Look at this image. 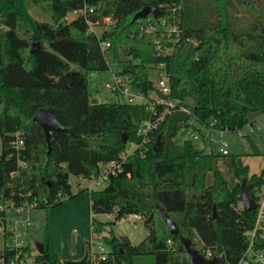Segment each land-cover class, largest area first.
Instances as JSON below:
<instances>
[{
  "label": "trees",
  "instance_id": "obj_1",
  "mask_svg": "<svg viewBox=\"0 0 264 264\" xmlns=\"http://www.w3.org/2000/svg\"><path fill=\"white\" fill-rule=\"evenodd\" d=\"M28 2L50 20L33 17ZM83 5L93 7L89 20L110 16L116 19L114 26L98 38L83 17L61 22L67 11ZM147 5L157 6L168 21L174 15L179 19L182 33L169 54L157 55L152 37L139 33V20H133V14ZM147 17L155 21L151 14ZM100 40L109 46L101 50ZM32 41L37 44L30 51ZM157 62H164L169 71L170 95L191 99L199 119L220 118L230 129L256 125L258 120L248 115L262 110L239 84L249 80L264 93V0H0V201L31 192L47 198L37 207L46 211L88 195L94 214L113 213L115 220L140 214L146 237L136 245H123L118 236L103 235L114 255L103 264H131V256L146 253L154 255L155 264H193L179 234L209 249L217 264H241L250 242L246 231L256 215L238 205L241 181L246 179L253 200L264 182V168L249 175L242 157L264 155V129L247 137L246 150L221 156L189 139L178 144L175 135L187 115L174 112L150 132L145 148H135L121 170L109 175L103 188L72 191L70 175L89 179L98 175L100 162L119 157L126 148L123 132L129 142H140L138 126L147 116L141 105L91 101L87 74L110 70L146 93L152 88L150 67ZM201 73L209 83L195 82ZM44 106L72 131L51 132L50 150L32 118ZM16 131L24 139L18 151L11 144ZM220 159L233 170L234 184L220 170ZM156 204L178 225V235L169 231ZM33 220L37 226L30 225L26 237L29 244H41L36 259L56 264L62 257L53 247L47 212L33 215ZM38 226L40 237L32 242ZM90 226L100 234L104 223L93 220ZM253 248L264 250L259 232ZM4 257L6 261L8 254Z\"/></svg>",
  "mask_w": 264,
  "mask_h": 264
},
{
  "label": "built area",
  "instance_id": "obj_2",
  "mask_svg": "<svg viewBox=\"0 0 264 264\" xmlns=\"http://www.w3.org/2000/svg\"><path fill=\"white\" fill-rule=\"evenodd\" d=\"M92 11L93 7L83 5L80 8L67 11L61 18V22L68 23L76 18L83 17L88 25V30L91 32H94L92 27L99 23L105 25L104 31L110 30L114 26L116 19L110 16H105L95 22L89 20L87 16ZM142 19L144 18L137 19L139 20V33L152 37L154 50H156L157 55L169 54L172 51L173 44L179 40L182 33L178 26L179 19L175 15L171 21L163 18L162 15L159 18L154 17L156 22L151 17H147L145 21H140ZM96 36L100 38L101 35L96 34ZM99 44L101 50L109 46L108 42L102 40L99 41ZM151 71L154 72V75L150 74ZM95 72L91 71L88 75L93 76ZM148 78L152 88L146 93L130 87L115 75H113L112 83H106V87L110 89L114 96L120 99L118 102L143 106L147 116L142 119L138 126L137 133L141 136V140L138 143L133 142L131 151L126 153L123 151L118 155V158L100 162L98 164V175L89 179L82 178L89 184L83 186L80 184L79 189L87 188L93 190L96 188L92 184L96 186L105 185L109 175L116 174L117 171L121 170L122 162L133 153L135 148L141 146L145 148V145L151 139L149 136L150 132L157 129L165 117L174 112H181L187 115V121L179 127L175 139L181 143L185 139L193 141L194 144L199 142L201 144L199 148L205 152L215 150L221 156L238 153L240 149L237 150V146L240 141L246 142L247 137L253 136L256 129H264V109L254 118V120H258L256 125L248 123L246 126L237 129H230L220 118L199 119L194 113V105L188 102L187 99L182 101L170 95V76L164 62L152 64ZM12 136L11 144L18 151L22 148L24 139L21 133L17 131ZM255 198L256 208L254 210L256 215L253 227L246 231L250 242L245 250L244 258L240 260L241 264H247L249 261L253 264H264V250H255L253 248V241L257 232L264 236V182L256 188ZM47 201L45 196H32L31 192L19 194L17 198L11 197L0 201V233L2 236L0 256L2 264H46L36 259L39 251L35 243L29 244L26 236L30 225L37 226V223L33 220V213L40 204H46ZM120 219L127 220L135 227L136 221L142 219V216L138 213H131L123 215ZM90 229L92 230V226H90ZM93 238L89 240V264H103L104 261L113 260L114 255L111 253L110 248L106 249L101 239L94 241ZM93 245L96 247L95 249H93ZM196 247L204 256L212 257L209 249ZM6 253L8 257L5 261L4 254Z\"/></svg>",
  "mask_w": 264,
  "mask_h": 264
},
{
  "label": "rangeland",
  "instance_id": "obj_3",
  "mask_svg": "<svg viewBox=\"0 0 264 264\" xmlns=\"http://www.w3.org/2000/svg\"><path fill=\"white\" fill-rule=\"evenodd\" d=\"M28 11L29 13L40 21H49L47 15H45L38 7L34 6L30 2H28ZM105 25L103 23H99L92 27V30L97 34L101 35L104 31ZM91 30V29H90ZM72 69L81 70L80 67L75 63H70ZM151 75H154V72H150ZM195 82L197 84H201V82L209 83V77L204 73H201L198 77H196ZM88 88L90 93V100L96 103L103 102H113L120 100L106 87V83H112L113 74L110 70H99L96 71L93 76L87 74ZM240 90L243 94H246L252 98L256 102V104L264 109V93L262 88L256 84L250 83L249 80L241 82L239 84ZM188 102H191V99H187ZM252 117V115H250ZM127 138V137H126ZM178 144H181L180 141L175 139ZM245 141H240L237 146L238 149L246 150L247 146L244 144ZM126 143V148L124 149V153L131 151L133 147V143L128 141ZM195 145L199 147L201 144L199 142H195ZM243 164L248 166L249 175L260 173L264 168V155H247L242 157ZM218 166L220 170H222L225 174V177L229 181V183L234 184L237 182V178L235 177L233 170L230 169L227 161L224 159H220ZM69 182L71 184V188L73 192H76L79 189V185H87L89 182L83 180L82 178L74 175L69 176ZM92 186L96 189H101L105 185L92 184ZM89 197L88 195H78L73 198L65 200L60 205L55 207H49L46 211L45 209L36 210L33 215L43 216L45 212H47V222L50 220L53 224L54 228V237H55V245L59 249L63 248V245L68 247H76L78 243V239L80 237H85L87 240L93 238L94 241L101 239L103 241V245L106 249L109 248L108 244L104 241L103 235L108 236L110 234H114L116 236H125L129 239L132 244H136L138 241L143 240L147 233L148 229L145 225H143V221L138 220L136 222V227H133L127 220H115V216L113 213H96L90 211L89 208ZM239 206H243L241 201L238 203ZM52 209V215H48V211ZM51 218V219H50ZM100 221L104 223V227L100 234L95 233L90 229L91 221ZM38 229V233L36 236L32 237V242L36 241L38 237H40L41 230L40 227H36ZM91 236V238H90ZM79 244V243H78ZM96 247L93 245V249ZM2 250V236L0 233V253ZM0 264H2L1 256H0ZM131 264H155V259L153 254H136L131 256Z\"/></svg>",
  "mask_w": 264,
  "mask_h": 264
},
{
  "label": "water",
  "instance_id": "obj_4",
  "mask_svg": "<svg viewBox=\"0 0 264 264\" xmlns=\"http://www.w3.org/2000/svg\"><path fill=\"white\" fill-rule=\"evenodd\" d=\"M147 14H151L155 18H159L162 14V10H160L155 5H147L142 7L140 10L135 12L133 14V20L139 19V18H145L147 17ZM37 43L35 41L31 42L30 45V51H33L34 45ZM33 120L36 121L42 128L43 134L45 136V140L47 143L48 150H50V134L53 131L56 132H69L72 133L71 129L63 126L56 118L53 113V110L50 106H44L38 108L34 114H33ZM122 141L125 143L127 141L126 133L123 132L121 134ZM159 144V138L156 141V146ZM241 204L243 205V208L245 211H252L256 208V204L254 200L251 198L249 194V185L246 182L245 178H242L241 181ZM156 207L161 211L162 217L164 219V222L167 224L169 231L172 234L178 235V225L174 222V220L169 217L166 212L165 208L162 207L160 204H156ZM215 215V211H213V216ZM119 239L123 245H129L131 242L129 239L123 235L119 236ZM179 241H181L186 253L189 255V257L192 260L193 264H217V258L215 256L212 257H206L202 253L199 252L197 247L194 245L193 241L188 237H184L182 235H178ZM38 251L41 250V244L36 242L35 243ZM56 264H89V242L86 241L84 244V251L83 255L78 259H70V258H63L59 259Z\"/></svg>",
  "mask_w": 264,
  "mask_h": 264
},
{
  "label": "crops",
  "instance_id": "obj_5",
  "mask_svg": "<svg viewBox=\"0 0 264 264\" xmlns=\"http://www.w3.org/2000/svg\"><path fill=\"white\" fill-rule=\"evenodd\" d=\"M261 109V108H260ZM263 110V109H261ZM259 114V111L258 112H254V113H251L248 115V118L250 120H254V118H256V116ZM252 115V117L250 116ZM48 215L51 216L52 215V209L48 211ZM51 219V218H50ZM121 220V219H120ZM141 221H143V219H140ZM138 221V220H137ZM136 221V222H137ZM137 226V225H136ZM135 226V227H136ZM48 229H49V232L51 234V238H52V243H53V247L54 249L61 255L62 259L63 258H70V259H78L80 258L82 255H83V251H84V244L86 241L89 242V240H87V238H83V237H80L78 239V243H77V246L72 248V247H68L66 248L64 245H63V248L62 249H59V247L57 248V246L55 245V237H54V228H53V224L52 222L49 220L48 221ZM148 234V233H147ZM91 238V236H90ZM92 239V238H91ZM139 243V241L137 242ZM90 244V243H89ZM132 244V242H131ZM132 245H136V244H132Z\"/></svg>",
  "mask_w": 264,
  "mask_h": 264
}]
</instances>
